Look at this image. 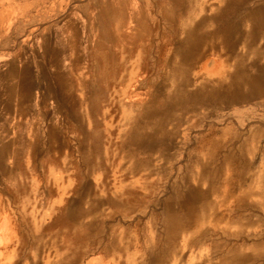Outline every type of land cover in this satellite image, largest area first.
Here are the masks:
<instances>
[{
	"label": "rangeland",
	"instance_id": "1",
	"mask_svg": "<svg viewBox=\"0 0 264 264\" xmlns=\"http://www.w3.org/2000/svg\"><path fill=\"white\" fill-rule=\"evenodd\" d=\"M92 1L0 0V194H7V189L22 191V182L32 179L39 181V186L31 189L38 191L36 194H43L49 188V185L42 186L43 180L48 184L47 181L56 176L92 175L94 172L90 185L95 184L96 193L102 195L110 190L112 202L114 194L126 199L122 209L128 212V226L141 221L136 218L139 214L131 211L158 210L160 238L156 243V255L149 252L150 263L264 264V245L252 247L264 242V201L260 198V190L264 191V100L216 105L206 101L182 114L172 110L162 132L153 129L154 142L148 152L125 155L121 149L123 138L118 135V130L124 131L126 127L122 111L125 115H137L149 105V116L146 115L144 123L152 117L155 120L152 111L156 110L157 103L147 104L141 97L153 89L148 81L169 88L171 82L166 78L170 76L171 68L167 62L179 61L176 47L182 37L178 32L175 37L168 36L164 10H171L173 5L169 0ZM194 1V16L210 15L217 4V0ZM108 4L114 13L119 9L118 5L122 6L121 16L114 18L116 21L129 26L143 21L154 36L143 39L142 46L148 48V54L141 52L142 46L138 49L129 42L106 44L113 49L119 62L124 59L126 70H121L115 80L102 86L98 83L102 77L100 65L93 54L96 35L89 30L94 17ZM237 9L238 16H243L247 8L240 5ZM179 16L176 18L183 17ZM212 28L213 25L209 29ZM76 30L78 41L75 44L82 59L73 73L84 84L80 86L68 81L75 103L61 107L65 103L55 102L40 81L26 96L23 83L8 71L9 67L14 65L18 69L28 64L33 72L36 71V61L43 55L40 49L43 39L39 36L59 33L65 43ZM213 36L220 39L219 35ZM69 48L63 49V66L70 58ZM116 48H120L117 55ZM198 52L191 56L197 59L189 68L186 90H196L202 84H207V89L216 88L217 81L222 79L223 84L227 83L230 61L226 60L222 71L219 63L224 57H218L220 53L202 58L200 50ZM245 63L250 66L249 61ZM146 64L148 69L144 68ZM13 83L17 85L14 99L10 101L8 85ZM103 87L106 90L102 94L93 91ZM246 92L248 90L244 88L242 93ZM92 96L97 99L94 103ZM82 112L88 115L82 116ZM8 142L9 147L5 149L3 146ZM212 149V160L206 163ZM142 158L148 159V165L141 162ZM199 160L206 164L198 163ZM148 173H153L146 178L155 185L146 187L134 183L136 177ZM119 176L129 186L115 188ZM82 177L86 179L85 175ZM13 180L20 184L3 186ZM187 189H197L204 195L203 201L194 204L198 213L202 207L205 209L203 224L187 223L183 219L186 211L175 196L178 190L187 192ZM83 191H88L86 185L78 189V195H83ZM168 207L177 218L182 217L181 231H170L175 218L169 217ZM34 224L35 221L32 227ZM35 230L39 231V228ZM47 238L43 249L31 253V263L38 258V264H55V238ZM135 246L136 251L128 254H135L134 264H138L146 259V252L139 250V244ZM237 249L240 250L238 261L227 257Z\"/></svg>",
	"mask_w": 264,
	"mask_h": 264
},
{
	"label": "bare ground",
	"instance_id": "2",
	"mask_svg": "<svg viewBox=\"0 0 264 264\" xmlns=\"http://www.w3.org/2000/svg\"><path fill=\"white\" fill-rule=\"evenodd\" d=\"M93 1L92 3H94ZM169 1L173 6L171 10H164V19L168 23L169 27L168 36L174 35L173 37H175L176 32L181 34L182 38L176 47L179 61L172 64L167 62L168 66L171 68V74L168 78H166L167 82H171L169 84V88L165 89L163 86H161V84L154 85L150 81L147 82V84L153 87V89L151 88L152 90H150L145 97L141 98L145 99L147 104L152 102L157 103L156 110L154 111L151 109L153 110V113L155 112V120H152V117L149 121L144 123V119L149 116V105L145 106L142 112L137 115H125L124 110L122 111L126 127L124 128V131L118 130V135L123 138L121 149L123 150L124 154L128 156H133L134 152H148L152 148V143L154 142V138L152 136L153 129L156 128V130L158 129V131L161 133L162 127H165L163 126L164 123H166L167 120L172 116V110L178 111L180 114H182L195 108L197 105H202L206 101L216 105L218 103L225 102L239 103L250 102L257 99L264 100V0H217V4L214 6L211 14L202 16H194V0ZM240 5H245L247 8L243 16H238L237 7ZM118 6L119 9H117V12L114 13V9H112L108 4L104 8L103 12H100L98 16L94 17V23L90 24L91 29L89 31L93 36L96 35L93 40V54L96 61L100 65V74L102 77L99 78L98 83L102 86L107 85V83L109 84L110 81L115 80L117 74L121 70L122 72L126 70L124 59L119 62L118 58H116L113 52V49H110L108 46H106V44L108 45L112 43V41L117 45L122 42H129L130 44L136 45L138 48L139 45L142 46L144 38L151 39L154 36L152 29L150 28V30H148L143 21H140L139 24H135L134 26L123 25L120 23V21H116L114 18L120 17L122 11V6ZM180 14L183 17L176 18V16H179ZM212 25L214 28H212V31H206V33L202 34L201 36L199 35L198 30L200 26H210L211 28ZM214 34L220 36L221 43L224 44L228 51L233 54L232 59L222 58L219 63L222 71H224L225 69L223 65H226L225 63L230 61V68L226 72V75L228 76V82L223 84L224 80L222 79L217 81L218 86L216 88L207 89L208 85L202 84L196 90L188 91L186 90V85L189 82L188 71L192 65V62H195L197 59L196 56H191L193 53L194 55L199 53L198 46L201 45V41L205 40L208 36L210 37V35L213 36ZM76 35L77 30L76 32L72 31L69 39L65 41V43L68 45L65 46V43L62 41L61 34L59 33L56 35L39 36L41 39H43L40 45L43 55H41L39 60L36 61V69L38 71H34L35 74L28 64L18 69L14 65L9 67L8 71L15 75L17 81L23 83L26 90V96H29L28 93H30L40 81L43 83V89H45L46 93L53 95L55 102L60 105L65 103V105H62L61 107H67L68 105L75 103L74 96H72L71 92L72 88L69 86L68 81H74L80 86L84 84L83 80H81V78H79V80L78 77H75L76 75L74 76L73 73V71H75L76 64L80 59H82V55L79 54L78 46L75 44L78 41ZM103 42H105V45H102ZM260 43H263L262 46L259 45ZM68 46H70L69 49L71 51V59L67 58V63L65 66H63L64 58L62 53L63 49L67 48ZM118 52H120V48L115 49L116 55ZM141 52L145 54L147 52L149 53V50L148 48L142 46ZM248 61L250 62V66H245V62ZM144 68L148 69L147 64ZM16 85V83L8 85V97L10 101L14 99V88ZM244 88H246L248 92L242 93ZM103 90L106 89H104V87L100 89L97 88L96 90L93 89L97 95L102 94ZM94 92L93 95L95 96ZM94 96H92V103L96 102L97 100ZM81 103L84 105L83 100ZM93 105L94 104L91 106ZM85 114L88 115L87 112H82V116ZM145 130H149L151 132L147 134V131ZM261 131L260 134L263 132ZM9 144V142L8 144L5 143V146L3 147L7 149ZM213 152L214 150L212 149L206 163L211 162ZM141 162L144 165L149 163L147 158H142ZM198 163H203V161L199 160ZM134 166H137V164ZM260 191V198L262 201H264V191L263 189ZM175 197L177 198V202L181 208L186 211L184 212L183 219L187 223L191 221H197L198 224L204 223L206 218L205 209L202 207L198 213L194 205L196 201L200 203L204 200V195L201 192L198 193L197 189H187V192L178 190ZM168 213L170 218H175L170 231L179 229L181 231L183 227V222H181L182 217L177 218V216L172 213V209L170 207H168ZM263 245L264 242L253 244L252 247L260 248ZM239 252V249L234 250L229 253L227 257L238 261Z\"/></svg>",
	"mask_w": 264,
	"mask_h": 264
},
{
	"label": "crops",
	"instance_id": "3",
	"mask_svg": "<svg viewBox=\"0 0 264 264\" xmlns=\"http://www.w3.org/2000/svg\"><path fill=\"white\" fill-rule=\"evenodd\" d=\"M209 28L200 26L199 35L210 31ZM200 44L198 48L202 58L217 53H220L218 57L233 58L217 36L210 35ZM152 174L138 176L133 181L152 187L155 182L146 178ZM92 175L95 176V173L92 172ZM92 175L56 176L48 180V184L43 180L42 186L49 185L43 194H36L38 191L31 189L39 186V181L33 179L22 182V191L7 189V194H0V264H38V258L31 263L30 255L43 249L48 236L55 238V264H134L135 254L128 252L136 251L135 244H139V250L146 252V259L138 264H153L150 263L149 252L156 255L158 250V210L131 211L132 214L138 213L136 218L141 221L128 226V212L122 209L126 199L114 194L112 202L110 190L102 195L96 193L95 184L93 187L90 185ZM121 177L116 182L117 189L129 186ZM5 183L3 186L11 187L18 186L20 181ZM82 185H86L88 191H83L80 196L78 189ZM36 227L39 231L35 230ZM38 241L40 244H36ZM75 253L78 256L74 257Z\"/></svg>",
	"mask_w": 264,
	"mask_h": 264
}]
</instances>
